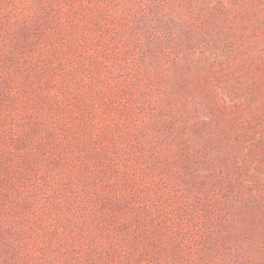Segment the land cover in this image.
Instances as JSON below:
<instances>
[{"label":"rangeland","instance_id":"1","mask_svg":"<svg viewBox=\"0 0 264 264\" xmlns=\"http://www.w3.org/2000/svg\"><path fill=\"white\" fill-rule=\"evenodd\" d=\"M0 264H264V0H0Z\"/></svg>","mask_w":264,"mask_h":264}]
</instances>
